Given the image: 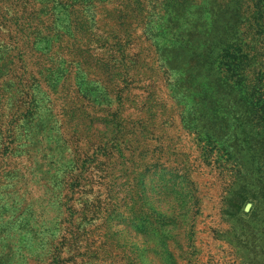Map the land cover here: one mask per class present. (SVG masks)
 Segmentation results:
<instances>
[{
	"label": "rangeland",
	"instance_id": "rangeland-1",
	"mask_svg": "<svg viewBox=\"0 0 264 264\" xmlns=\"http://www.w3.org/2000/svg\"><path fill=\"white\" fill-rule=\"evenodd\" d=\"M63 1L0 0V264H264V0Z\"/></svg>",
	"mask_w": 264,
	"mask_h": 264
},
{
	"label": "trees",
	"instance_id": "trees-1",
	"mask_svg": "<svg viewBox=\"0 0 264 264\" xmlns=\"http://www.w3.org/2000/svg\"><path fill=\"white\" fill-rule=\"evenodd\" d=\"M56 1L60 5L58 10H56V12H59V15H53V18L54 17H55V19L61 18V21H62V20H64L66 18L65 16H68L70 14L71 9L68 8L70 5L66 1H63V0L62 1L61 0H56ZM61 15H63V16L60 17ZM68 22H69V20H68Z\"/></svg>",
	"mask_w": 264,
	"mask_h": 264
}]
</instances>
